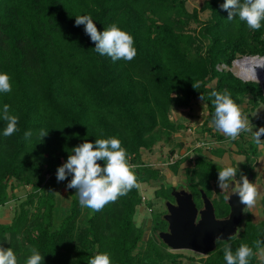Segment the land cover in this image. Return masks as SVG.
<instances>
[{"label":"trees","instance_id":"16d2710c","mask_svg":"<svg viewBox=\"0 0 264 264\" xmlns=\"http://www.w3.org/2000/svg\"><path fill=\"white\" fill-rule=\"evenodd\" d=\"M187 1L0 0V73H7L12 84L11 92H0V113L8 104L9 113L18 117L17 131L8 137L0 119V206L11 198L18 201L16 187L30 186L16 201L10 221L0 222V243L17 252L21 264L33 247L44 256L43 264H87L97 250L107 252L112 264H184L183 255L169 252L158 235L167 229L161 214L162 224L152 226L156 239L140 245L144 229L134 222L141 203L138 187L101 211L84 213L78 197L68 206L57 203L55 174L84 139L114 136L127 150L138 184L157 179L159 170L142 162L140 150L150 149L144 139L158 119L166 130L184 128L168 119L170 108L188 106L203 95L202 131L222 137L213 123L210 92L227 90L238 105L250 97L251 109L264 102L260 84L219 68L230 66L237 54L264 57V21L259 30L238 17L229 21L221 8L224 0H203L199 10L209 14L201 19L199 10H188ZM77 15H90L101 31L112 23L126 30L134 38L135 58L113 62L101 56L84 26L75 25ZM41 130L48 131L43 139ZM27 131L32 135L25 139ZM237 141L250 169L257 144ZM196 165L199 179L189 190L200 205V189L210 197L208 181L218 182L222 166L207 157H199ZM171 189L161 187L156 196L173 200ZM212 202L217 216L228 213L224 197ZM260 203L262 220L247 217L236 235L216 242L202 264H226L224 246L235 252L242 243L253 248L249 264H264L253 244L264 241V194Z\"/></svg>","mask_w":264,"mask_h":264},{"label":"clouds","instance_id":"9594fccd","mask_svg":"<svg viewBox=\"0 0 264 264\" xmlns=\"http://www.w3.org/2000/svg\"><path fill=\"white\" fill-rule=\"evenodd\" d=\"M221 8L227 11L229 21L234 18L246 23L252 30H259L264 21V0H224ZM75 25L84 26L86 35L94 43V50L101 56H108L113 62L118 60L131 61L137 51L134 47V38L126 30L112 23L99 30L90 15L75 16ZM256 68H264V62L256 61L248 68V75L259 84ZM242 79V78H241ZM198 89V84H193ZM12 90L11 78L7 73H0V92L8 93ZM214 106L213 123L215 129L223 135L235 140L241 132H250L257 145L262 143L264 126L255 131L250 127L248 120L242 114L240 106L233 100L227 91L213 90L209 93ZM200 99L203 101L204 96ZM0 119L6 123L3 131L5 137L17 131L18 117L9 113V105L4 104ZM48 131L41 130L40 136L45 137ZM31 131L25 132V139L30 138ZM101 135H103L101 133ZM103 161V164L99 163ZM237 169L224 166L218 169V187L220 190L232 189L239 201L246 208L256 204L259 195L257 187L247 175L240 173L237 179ZM71 176L66 187L75 189L81 207L91 209L93 212L101 211L107 204L115 202L120 196L126 195L132 188L139 187L133 166L127 157V150L121 146L116 137L96 138L95 141H84L72 148L67 160L58 166L57 181H64ZM234 185V186H233ZM226 199L228 197H225ZM217 240L220 237L216 238ZM255 247L264 253V241L253 242ZM224 260L226 264H249L254 255L253 248L247 244H240L233 252L231 246L225 245ZM25 264H43L44 256L33 247ZM0 264H18L17 256L11 247L5 248L0 243ZM87 264H112L107 252L97 250L88 259Z\"/></svg>","mask_w":264,"mask_h":264},{"label":"rangeland","instance_id":"374dc122","mask_svg":"<svg viewBox=\"0 0 264 264\" xmlns=\"http://www.w3.org/2000/svg\"><path fill=\"white\" fill-rule=\"evenodd\" d=\"M203 0H188L187 8L189 11L196 8L199 10L201 2ZM208 11H198V17L206 19ZM196 24L192 23L190 27H195ZM188 31V30H186ZM246 57H262L258 54L255 55H241L237 54V57L232 61L230 66H219V68H225L231 70L236 76L239 75V67L236 66V61H241ZM250 80L244 81H254ZM243 80V79H242ZM259 84L264 89V82L259 78ZM214 81L212 82V84ZM174 95V93H172ZM244 117L248 120L250 127L255 131L261 126H264V102H260L254 109L250 108V97L239 105ZM207 116V107L204 101L199 98H195L191 101L188 106L180 108H170L167 113V117L174 123L184 124V128L180 130H166L160 127V120L158 119L157 126L153 132L145 136V141L150 145V149L141 148L140 157L144 164H147L152 169L159 170V177L157 179H149L148 181H139V194L141 197V203L137 207V211L134 215V222L137 226H142L144 231L142 235L141 246H144L145 242L149 238L156 239L152 232V226L154 223L160 221L163 218L164 213L167 212L165 207V201L170 199H162L156 196V190L159 188H175L189 190L190 185L198 182L197 172V159L210 158L213 163H216L222 167L232 166L237 169V175H239L242 169L249 163H246L245 157L239 154L238 146L234 143L248 144L249 141H254L250 132H241L235 140L222 135L219 137L217 132L209 133L202 131V123ZM262 143L257 145V153L254 158V162L250 170L253 174L251 182L255 184L258 190V197L256 204L251 208H246L243 211V220L238 227L237 232L242 228L243 221L249 217L251 221L258 223L262 220V207L260 199L264 194V135L261 137ZM175 162V163H174ZM47 177H49L47 175ZM194 178V181H193ZM56 181V201L63 206H68L73 196L78 197L75 193V189L67 188L68 178L64 181ZM201 181V180H200ZM194 182V183H192ZM208 187L210 190V198L214 202H218L221 197H227L229 189L220 190L218 182L215 180L208 181ZM207 188V187H205ZM172 190V189H171ZM171 190L169 191L170 195ZM9 193L11 190L8 189ZM30 191V186H18L14 189L13 193L17 196L18 201L26 197V194ZM190 191V190H189ZM70 192V193H69ZM142 196L145 197V201H142ZM199 201V198H197ZM17 200L11 198L6 204L0 206V222L7 223L10 221L13 208ZM201 201V198H200ZM213 203V202H212ZM217 204H215V207ZM84 208V213L89 209ZM216 209V208H215ZM88 212V211H87ZM85 215L83 214L79 218L80 221L84 220ZM217 216V215H216ZM237 234V233H236ZM168 247V246H167ZM169 252H179L183 255L181 261L184 264H202V260L206 255L196 253L191 250L181 249L173 250L167 248ZM17 254V252H14ZM257 255L261 260H264V253L260 250L257 251ZM18 258V264H21V259ZM192 258V259H190ZM170 264V263H168Z\"/></svg>","mask_w":264,"mask_h":264},{"label":"water","instance_id":"95a60500","mask_svg":"<svg viewBox=\"0 0 264 264\" xmlns=\"http://www.w3.org/2000/svg\"><path fill=\"white\" fill-rule=\"evenodd\" d=\"M252 177V175H249ZM249 179V178H248ZM174 202L165 201L163 218L167 229L159 232L160 239L173 250L187 249L206 255L216 248L218 240L236 235L243 219L244 205L237 194H229V213L217 217L214 205L204 190H200L202 206L197 207L193 195L186 189L172 188ZM220 237V239H216Z\"/></svg>","mask_w":264,"mask_h":264},{"label":"bare ground","instance_id":"6f19581e","mask_svg":"<svg viewBox=\"0 0 264 264\" xmlns=\"http://www.w3.org/2000/svg\"><path fill=\"white\" fill-rule=\"evenodd\" d=\"M256 61L264 62V57H246L241 61H236V66L239 67V77L243 80H250L248 75V68ZM256 72L261 81L264 82V68H256ZM260 81V80H259Z\"/></svg>","mask_w":264,"mask_h":264},{"label":"flooded vegetation","instance_id":"af4514ba","mask_svg":"<svg viewBox=\"0 0 264 264\" xmlns=\"http://www.w3.org/2000/svg\"><path fill=\"white\" fill-rule=\"evenodd\" d=\"M241 173H243V174H245V175H247V177L249 178V180L250 181H252V179H253V174H252V171L247 167V166H245L243 169H242V171H241ZM252 175V177H250L249 175ZM240 175V174H239ZM239 175H237V179H239ZM234 186V185H233ZM230 189H229V193H228V196H229V194H231L232 193V189H231V187H229ZM201 190V189H200ZM189 191V190H188ZM200 192V191H199ZM227 196V197H228ZM200 198H201V195H200ZM210 198V197H209ZM211 199V198H210ZM167 201V200H166ZM169 201V200H168ZM172 202H174V197H173V200H171ZM212 201V200H211ZM224 201L225 202H227V199L224 197ZM196 203V202H195ZM196 205H197V203H196ZM202 206V200H201V204L200 205H197V207L198 208H200ZM215 208V207H214ZM228 213H229V211H228ZM227 213V214H228ZM227 214H225V215H223V216H217V217H225V216H227ZM243 220V219H242Z\"/></svg>","mask_w":264,"mask_h":264},{"label":"built area","instance_id":"2783aa9c","mask_svg":"<svg viewBox=\"0 0 264 264\" xmlns=\"http://www.w3.org/2000/svg\"><path fill=\"white\" fill-rule=\"evenodd\" d=\"M142 201H145V197L142 196Z\"/></svg>","mask_w":264,"mask_h":264}]
</instances>
